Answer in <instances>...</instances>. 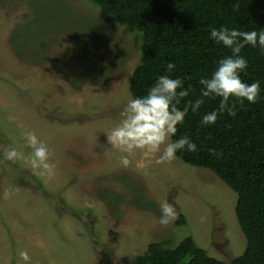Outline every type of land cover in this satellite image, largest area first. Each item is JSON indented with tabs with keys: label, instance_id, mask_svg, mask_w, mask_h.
<instances>
[{
	"label": "rangeland",
	"instance_id": "obj_1",
	"mask_svg": "<svg viewBox=\"0 0 264 264\" xmlns=\"http://www.w3.org/2000/svg\"><path fill=\"white\" fill-rule=\"evenodd\" d=\"M33 16L41 21L37 30L24 25ZM23 31L37 59H21L10 41ZM89 34L95 43L90 63L100 65L85 80L73 56L88 49ZM139 36L89 1L0 0V264H25L21 251L28 264H134L149 243L169 238L175 245L188 234L225 262L243 251L236 194L215 174L177 157L157 164L159 154L151 153H138L124 168L120 153L106 144L104 133L132 99L128 80L139 60ZM25 131L49 147L50 178L23 160L5 159L10 147L30 152ZM97 192L117 193L122 201L111 209ZM137 196L147 201L132 202ZM165 200L185 216V225L157 223Z\"/></svg>",
	"mask_w": 264,
	"mask_h": 264
},
{
	"label": "trees",
	"instance_id": "obj_2",
	"mask_svg": "<svg viewBox=\"0 0 264 264\" xmlns=\"http://www.w3.org/2000/svg\"><path fill=\"white\" fill-rule=\"evenodd\" d=\"M85 1L129 32L140 35L139 60L128 80L132 99L146 95L156 79L166 74L167 64H175L174 71L168 74L183 81L188 95L178 105L186 114L172 140L187 135L197 145L195 152L181 150L176 157L188 165L211 171L236 194L234 212L245 238L243 251L229 262L210 256L188 234L175 245L169 238L149 243L142 253L134 256V264H264V54L259 45H246L240 53L248 63L247 69L240 73L241 79L248 84L257 81L260 84L256 103L245 100L243 106L237 104L234 117L225 111L218 115L215 124L207 126L200 121L204 114L218 110L220 98L204 97V104L196 113L190 107L201 98L200 79L210 78L218 61L231 55L229 49L210 39V31L221 26L264 31V0ZM27 23L24 24L27 28L37 30L41 21L33 16L32 22ZM23 32V36L16 33L10 41L21 59L31 60L32 56L37 59L36 53L29 54L32 47V39L26 36L29 31ZM88 36L89 41L85 42L88 49L82 57L73 56L85 80L86 72L100 65L97 61L90 63L94 58L90 48L95 43L94 37ZM78 44L81 53L83 41ZM62 75L73 87H79L67 73ZM116 194L96 193L111 209L122 201V196ZM146 201L138 196L132 199L136 204ZM186 223L185 216L178 214L175 225Z\"/></svg>",
	"mask_w": 264,
	"mask_h": 264
},
{
	"label": "clouds",
	"instance_id": "obj_3",
	"mask_svg": "<svg viewBox=\"0 0 264 264\" xmlns=\"http://www.w3.org/2000/svg\"><path fill=\"white\" fill-rule=\"evenodd\" d=\"M209 36L216 44L229 49L231 55L218 61L210 78H202L199 81L202 86L201 98L190 105L193 113L204 104V97L220 98L218 110L203 115L200 123L204 126L215 124L218 115L225 111L234 117L237 104L243 106L245 100L250 104L257 102L260 84L258 81L248 84L241 79L240 73L247 69L248 63L240 53L246 45H259L261 54H264V31H240L221 26L219 29L213 28ZM175 67V64L169 62L166 74L156 79L146 95L130 99L120 113L119 122L104 133L108 148L120 153L119 161L122 167H130L132 158L138 153L159 154L156 163L162 164L175 160L178 151L197 150V145L187 135L172 140L177 133V125L183 123L186 114L178 105L181 99L188 95L183 81L168 74L173 72ZM22 138L24 147L30 149V152L25 155L15 147H10L5 149V159L13 163L23 160L34 173L50 178L53 175V166L49 163L51 152L47 144L31 131H25ZM98 146L108 150L105 145ZM210 152L215 154L214 149ZM137 168L142 174H149L148 167L143 163H138ZM160 210L161 215L157 220L159 225L167 227L177 219L175 207L167 200L160 203ZM19 257L25 264L30 261L26 251H21Z\"/></svg>",
	"mask_w": 264,
	"mask_h": 264
}]
</instances>
